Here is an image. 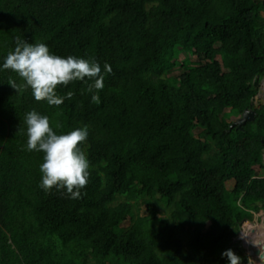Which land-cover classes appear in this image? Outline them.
<instances>
[{
  "label": "trees",
  "instance_id": "1",
  "mask_svg": "<svg viewBox=\"0 0 264 264\" xmlns=\"http://www.w3.org/2000/svg\"><path fill=\"white\" fill-rule=\"evenodd\" d=\"M17 38L112 71L100 90L58 85L72 95L53 106L0 70V264L248 263L235 239L264 210V0H0V64ZM32 110L58 134L87 128L79 198L40 187Z\"/></svg>",
  "mask_w": 264,
  "mask_h": 264
},
{
  "label": "clouds",
  "instance_id": "2",
  "mask_svg": "<svg viewBox=\"0 0 264 264\" xmlns=\"http://www.w3.org/2000/svg\"><path fill=\"white\" fill-rule=\"evenodd\" d=\"M7 69L23 78L35 100H45L53 106L61 105L65 98H71L72 95L68 93L67 97L59 96L58 85L67 86L70 81H83L87 77L92 81L89 91L100 90L104 87L103 73L112 71L107 63L104 64L102 72L101 65L95 59L60 56L51 52L44 43H30L20 38H17L14 50L0 64V70ZM9 84L14 89L17 88L15 81ZM92 99L98 101L99 96L94 94ZM24 119L28 150L43 153V162L39 165L40 187L45 191L53 187L66 190L70 198H79L80 190L87 183L89 162L78 145L87 139V128L78 127L58 134L50 126L49 117L36 110L27 112ZM262 213L264 215V210ZM261 218L257 224L263 222L264 216ZM222 256L226 257L227 264H239V257L231 249L222 252Z\"/></svg>",
  "mask_w": 264,
  "mask_h": 264
},
{
  "label": "rangeland",
  "instance_id": "3",
  "mask_svg": "<svg viewBox=\"0 0 264 264\" xmlns=\"http://www.w3.org/2000/svg\"><path fill=\"white\" fill-rule=\"evenodd\" d=\"M180 68L176 67L172 71L173 74L179 73ZM261 100L264 102V78L261 81L260 91L255 97V103L259 102ZM248 118V115L241 116H234L233 121L237 124L243 123ZM244 124V123H243ZM258 172L260 175L264 176V170L258 169ZM230 184V182L228 183ZM263 213H260L259 215H256L253 223H250L249 221H246L242 224L241 230L239 232V236L235 239V243H238L244 250V254L248 257V263L247 264H264V258L261 259L259 256H256L254 254V250L258 249L259 244L257 242L258 238H254L257 236L255 231L263 232L264 223L259 222L257 225V222L260 221L263 217ZM264 220V219H263ZM257 225V226H256ZM251 227V228H250ZM254 229V231H253ZM256 229V230H255ZM264 246V243L262 244L261 248Z\"/></svg>",
  "mask_w": 264,
  "mask_h": 264
},
{
  "label": "bare ground",
  "instance_id": "4",
  "mask_svg": "<svg viewBox=\"0 0 264 264\" xmlns=\"http://www.w3.org/2000/svg\"><path fill=\"white\" fill-rule=\"evenodd\" d=\"M263 223H264V220H263ZM258 225V224H257ZM256 225V226H257ZM253 231H254V229H253ZM254 234H256L257 236H255L254 238H258L259 237V239H257V242H258V244H259V247H257L260 251H261V255H259V257L261 258V259H263L264 257H263V251H264V249H263V247L261 248V246H262V244L264 243V228H263V232H258V231H255V233Z\"/></svg>",
  "mask_w": 264,
  "mask_h": 264
},
{
  "label": "water",
  "instance_id": "5",
  "mask_svg": "<svg viewBox=\"0 0 264 264\" xmlns=\"http://www.w3.org/2000/svg\"><path fill=\"white\" fill-rule=\"evenodd\" d=\"M248 118H250L249 115H248ZM248 118H247V119H248ZM263 249H264V246H263ZM254 254H255V255H261V251H260V250H254ZM262 255H263V257H264V251H263V254H262Z\"/></svg>",
  "mask_w": 264,
  "mask_h": 264
}]
</instances>
